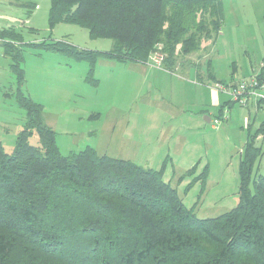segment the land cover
Here are the masks:
<instances>
[{
	"label": "trees",
	"instance_id": "trees-1",
	"mask_svg": "<svg viewBox=\"0 0 264 264\" xmlns=\"http://www.w3.org/2000/svg\"><path fill=\"white\" fill-rule=\"evenodd\" d=\"M49 1L51 27L71 22L115 42L106 52L62 41L28 44L86 61V79L99 57L146 62L158 51L173 67L222 25V0ZM1 37L12 41L2 44L23 82L21 49L13 44L19 35L2 28ZM16 100L22 127L10 152L0 143V264H264V174H252L259 153L252 137L243 144L236 205L199 218L161 169L91 146L64 155L42 105L20 89ZM34 133L36 144L29 141Z\"/></svg>",
	"mask_w": 264,
	"mask_h": 264
},
{
	"label": "rangeland",
	"instance_id": "rangeland-1",
	"mask_svg": "<svg viewBox=\"0 0 264 264\" xmlns=\"http://www.w3.org/2000/svg\"><path fill=\"white\" fill-rule=\"evenodd\" d=\"M221 4L218 35L206 43L204 52L198 50L187 57L198 61L195 69L201 80L194 67L188 66L178 89L168 80V72L175 69L166 68L162 62L157 66L151 57L140 65L99 57L86 79V61L28 44L62 41L78 49L106 52L114 48L112 39L91 38L85 27L71 22H57L51 27L49 0H0V29L13 28L18 33L20 39L13 44L21 49L24 70V80L18 82L2 44L11 40L1 37L0 143L4 150L13 149L23 124L24 110L16 100L20 89L42 105L44 122L56 132L62 154L88 145L98 153L161 169L162 178L170 181L183 203L199 218L233 208L240 182L239 159L243 144L251 137L259 148L252 174H264V131L260 130L264 108L256 112L250 106L247 124L245 113L241 114V107L226 92L219 91L220 104L215 105L211 91L199 93L190 85L214 90L216 84H229L232 73L247 76L264 60V0H222ZM158 69L166 74L163 81L174 94L158 86ZM92 79L97 80L95 84ZM184 84L189 88L179 95ZM178 96L185 101V109L175 116ZM190 114L194 116L193 125L187 118ZM224 114L227 118L221 119ZM168 128L171 131L164 143L162 135ZM177 132L184 133V139L177 145L180 155L171 160L166 148ZM29 141L36 144L37 135L32 134ZM205 166L204 180L198 179Z\"/></svg>",
	"mask_w": 264,
	"mask_h": 264
},
{
	"label": "crops",
	"instance_id": "crops-1",
	"mask_svg": "<svg viewBox=\"0 0 264 264\" xmlns=\"http://www.w3.org/2000/svg\"><path fill=\"white\" fill-rule=\"evenodd\" d=\"M210 41V40H209ZM209 41H205V42H203L202 43V45H201V48H200V51H202V52H204V50H205V46H206V43L207 42H209ZM198 53H200V52H198ZM188 56H190V54H188V55H186L185 57H183V58H179V59H176V61H175V63H174V66L173 67H166V68H174L175 69V71H173V72H168L167 70H165V69H163V70H165L166 72H168V73H170L169 74V76H168V80L171 82V83H173L176 87H178V89L180 88V86L181 85H183V82H182V79H183V77H185V74L187 73H185V71H184V69L185 68H187L188 66H191V67H194V70H195V72H196V75H197V78L198 79H200L201 80V75L199 74V72L197 71V69H198V61H194V60H191L190 58H187ZM148 60V59H147ZM199 60V59H198ZM127 62H129V63H131V64H144L145 62H130V61H127ZM121 63H126V62H121ZM258 66H259V64L255 67V69H251V71H250V73L249 74H252L253 73V71L254 70H257L258 69ZM195 68H197V69H195ZM159 71H157L156 72V74H155V81L156 82H158V86L159 87H164V89H166L167 90V93L169 92L168 90L171 88L169 85H167V84H165V82L163 81V77H165L166 76V74L164 73V72H162L161 71V69H158ZM178 70V71H177ZM174 72H177V75H174L173 73ZM235 73H232V75H231V79H238V78H240V77H237V76H235L234 75ZM212 75V74H211ZM211 75H208V76H211ZM248 76V75H247ZM234 77V78H233ZM245 77V76H244ZM154 79V75L152 76V80ZM185 85V88L184 89H180V94L179 95H181V94H183V92L184 91H186L188 88H189V85H186V84H184ZM186 87H188V88H186ZM190 88H194L197 92H199V93H202L203 92V94H205V92H207V93H209L210 91H211V93L214 95V100H213V103H215V105H219L220 104V98H219V91L220 92H223V91H221V90H218L216 87H214L213 89L214 90H210L208 87H205V86H196L195 84H191L190 85ZM170 92L172 93V94H174V91H171V89H170ZM232 101V100H231ZM175 102L177 103L176 104V107H175V116L176 115H178L177 113H180L181 111H184V109H185V101L184 100H182L179 96L175 99ZM233 102V101H232ZM199 103H201V105L202 104H204V102L203 101H199ZM235 103V102H234ZM200 105V106H201ZM239 105V104H238ZM221 106V105H220ZM240 106V105H239ZM250 106L251 107H253V108H255L254 107V105H253V103L251 102L248 106H246L245 108H242L241 106V114L244 116V113H245V120H246V123L248 124V115H249V113H250ZM256 109V108H255ZM258 111V109H256V112ZM194 116L193 115H189V116H187V118L188 119H190V121H192V125H193V118ZM207 121L209 122V118H207ZM264 123V122H263ZM264 126V124H261L260 125V127H263ZM52 128V127H51ZM185 128H188L187 126H185ZM170 131H171V129L170 128H168L167 129V131H166V133H164L163 135H162V141L165 143L166 141V139L169 137V134H170ZM171 138H173L174 139V142H172L171 144H170V146L169 147H167L166 148V156L167 157H171V160H172V158H173V156L175 157V156H179L180 155V150H179V148H178V142L180 141V140H183L184 139V133H182V132H177L176 134H175V136H173V137H171ZM88 146V145H87ZM173 146H174V148H173ZM86 147V146H85ZM91 147H93V148H95L94 146H91ZM97 151V150H96ZM71 152V151H70ZM100 154H102V153H100ZM240 158H241V156H240ZM240 160V159H239ZM179 169H182V168H186V167H181V166H177ZM168 181V180H167Z\"/></svg>",
	"mask_w": 264,
	"mask_h": 264
},
{
	"label": "built area",
	"instance_id": "built-area-1",
	"mask_svg": "<svg viewBox=\"0 0 264 264\" xmlns=\"http://www.w3.org/2000/svg\"><path fill=\"white\" fill-rule=\"evenodd\" d=\"M149 57L152 58L157 66L161 65L163 55L155 51ZM234 78V77H233ZM218 90L226 92L231 100L239 104L242 108L248 106L251 102L256 109L264 108V60L259 63L258 69L252 74L238 79H232L227 85L216 84ZM224 114L221 119H226Z\"/></svg>",
	"mask_w": 264,
	"mask_h": 264
}]
</instances>
